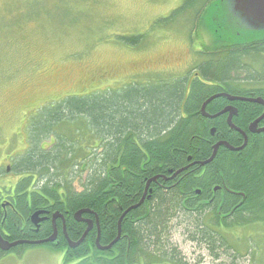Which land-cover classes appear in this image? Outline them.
<instances>
[{"label": "trees", "instance_id": "16d2710c", "mask_svg": "<svg viewBox=\"0 0 264 264\" xmlns=\"http://www.w3.org/2000/svg\"><path fill=\"white\" fill-rule=\"evenodd\" d=\"M190 4L195 6L196 0L185 5ZM119 39L130 45L139 40ZM209 57L192 80L76 94L36 111L26 130L28 146L13 158L11 168L22 176L16 193L28 222L22 228V221L13 218L6 226L9 241L26 240V234L38 241L50 238L54 227L49 224L38 235L28 231L34 228L30 215L40 210L64 215L71 241L78 242L89 225L78 223L75 215L90 211L83 218L94 228L79 249L64 241L46 244L67 249L64 264H187L173 241L179 229L206 247L215 261L221 260L219 249L241 256L222 230L264 224V133L249 131L263 116L264 106L222 97L207 106V114L216 116L226 104L235 105L233 123L246 133V146L243 135L229 127L228 113L211 119L203 116L202 108L223 94L264 101V40L230 43ZM220 142L245 148L233 152L222 146L203 167ZM216 188V202H203ZM96 216L103 247L118 238L121 222V239L106 252L96 246ZM26 247L34 245L16 249ZM5 254L0 252V257Z\"/></svg>", "mask_w": 264, "mask_h": 264}, {"label": "rangeland", "instance_id": "374dc122", "mask_svg": "<svg viewBox=\"0 0 264 264\" xmlns=\"http://www.w3.org/2000/svg\"><path fill=\"white\" fill-rule=\"evenodd\" d=\"M186 2L0 0V189L20 181L13 158L27 148L29 119L43 106L131 84L192 80L209 54L261 38L262 32H248L234 0ZM122 36L139 40L130 45ZM222 232L241 256L219 249L215 261L181 229L173 241L187 264H264V224ZM66 251L26 247L0 257V264H64Z\"/></svg>", "mask_w": 264, "mask_h": 264}, {"label": "water", "instance_id": "95a60500", "mask_svg": "<svg viewBox=\"0 0 264 264\" xmlns=\"http://www.w3.org/2000/svg\"><path fill=\"white\" fill-rule=\"evenodd\" d=\"M234 9H235V11H237L241 15V18H245L248 21H251V23L253 25H264V0H234ZM219 97L225 98V99H227L230 102L242 101V102H250V103L260 104L262 106H264V101L260 100V99H258V100H247V99H243V98L232 97V96H230L228 94H223V95H218V96H215V97L211 98L210 100H208L203 105L202 114H203L204 117H207V118L216 119L219 116H221L222 114H227L228 113L229 117H228L227 123H228L229 127L231 128V130L237 131V132H239V133H241L243 135V137L245 139V146H246V144L248 142V138H247L246 133L241 131L233 123V118L238 115V112H237L236 108H232L231 107V108L224 109V111L221 112V114L216 115V116H210L209 114H207L206 109H207L208 104L211 103L212 101H214L215 99L219 98ZM263 120H264V115L249 126V131L252 134H262V133H264V128H259V125H260V123ZM213 132H215V131H213ZM222 146L226 147L227 149H229L230 151H233V152L241 151V150H243L245 148V146H244L242 149H235L230 144H228L227 142H220L214 147V154H213V157L210 159V161L202 163L201 165L204 167L205 165L210 164L214 160V158L217 155L220 147H222ZM158 179H159V177H157L155 179H152L148 183L147 188H149L150 185L153 182H157ZM217 190H218V188L215 189V191H217ZM144 199L142 200V202L138 206L132 208L131 210L140 207L142 205ZM86 213H90V211H80V212H78L75 215L76 221L77 222H86L89 225V229H88V231L85 233V235L82 237V239L79 242L75 243V242H72V241H70L68 239V245L72 249H77L78 247H80L84 243V241H85L87 235L89 234V232L91 230H93V228H94V223L91 220H85V219L82 218L83 215L86 214ZM45 214H48V213H46V212H37L36 214H34L32 216V218H31L32 223L34 225L38 226L39 223H42L45 220H47V219H40V215H45ZM96 218H97V223H98V228H99L98 229V237H97V240H96V246L102 252L109 251V250L113 249V247L121 239V234H122L121 233V222H120V225H119L118 238L112 244H110L109 246L103 247L101 245V228H100V225H99V218L97 216H96ZM55 220H57L56 216H54L53 221H55ZM57 240H58V231H57V228L55 226L54 227V233L52 234V236L50 238H48L46 240L35 241V242H32V241H20V242L11 244V243L2 241L1 238H0V241H1L0 248H1V250L3 252H10L12 249H14V248H16L18 246H22V245L41 246V245L55 243V242H57Z\"/></svg>", "mask_w": 264, "mask_h": 264}, {"label": "flooded vegetation", "instance_id": "af4514ba", "mask_svg": "<svg viewBox=\"0 0 264 264\" xmlns=\"http://www.w3.org/2000/svg\"><path fill=\"white\" fill-rule=\"evenodd\" d=\"M242 19L246 23L249 33H261L262 32L261 36H260L261 38L260 39H256V41L262 40V39L264 40V25H253L251 23V21H248L245 18H242ZM248 43H250V42H248ZM231 107L232 108H236L235 105H233V103L232 104L229 103V104L225 105V109L231 108ZM228 117H229V114L227 115V119H228ZM259 128H263L261 126V124L259 125ZM9 167L10 166L7 167V169L5 171L6 173H9V171H10V169H8ZM3 174H4V171L0 172V177H2ZM18 184H19V181H18V183L12 184V186L8 187V189H0V238H1L2 241L5 240L4 242H8V243H11V244L14 243L15 241H12V242L9 241V239L11 238V233L8 230H6L7 224L10 223V221L13 218H18V219H20L22 221L21 225H23L22 228H24L26 226V222H28V220H25V218L23 216V213L21 211L20 195H18L16 193V187H17ZM217 192H218V190L217 191L214 190V192L211 195V197L204 198L202 201L205 202L206 204L215 203L216 200H217V198L215 197ZM197 196H201V195L197 194ZM220 202H222V201L220 200ZM37 212H46V213H48V214H45V215H40V219H47V220H45L42 223H39L38 226L34 225L32 223V221H31L32 216L34 214H36ZM54 216H56V219H57L55 221H53ZM29 220H30L31 224L34 226V228H32V229H28L29 232L31 231V233H34L35 235H38L40 230H41V228L43 227V225H45V224L48 225L49 224V225H52L53 227L56 226L57 231H58V240H60V241L57 240L58 245H61V244H64V243L68 244L67 240L70 239V236H69L68 230H67V227H68L67 220L65 219L64 215H62V214H60L58 212L57 213H50L48 211L35 210L30 215ZM59 223H61V230H59V228H58L59 227L58 226ZM78 223H86V222H78ZM64 230H66V232ZM25 236L28 239L23 240V241H38V240H34L33 238H31L27 234ZM39 240H42V239H39ZM63 241H64V243H63ZM0 243H1V241H0ZM54 244H56V243H54ZM15 249L16 248L12 249L10 252H6V254L17 252L18 249H16V250ZM20 249H22V248H20ZM0 252L1 253L3 252L1 250V248H0ZM3 253H5V252H3Z\"/></svg>", "mask_w": 264, "mask_h": 264}, {"label": "bare ground", "instance_id": "6f19581e", "mask_svg": "<svg viewBox=\"0 0 264 264\" xmlns=\"http://www.w3.org/2000/svg\"><path fill=\"white\" fill-rule=\"evenodd\" d=\"M229 94H230V93H229ZM214 95H215V94H214ZM231 96H232V95H231ZM263 115H264V114H263ZM150 181H151V180H150ZM150 181H149V182H150ZM198 193L200 194V192H198ZM4 241H5V240H4ZM58 241H60V240H58Z\"/></svg>", "mask_w": 264, "mask_h": 264}]
</instances>
